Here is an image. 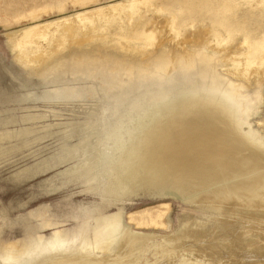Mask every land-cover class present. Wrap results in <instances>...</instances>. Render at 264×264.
<instances>
[{
	"label": "rangeland",
	"instance_id": "374dc122",
	"mask_svg": "<svg viewBox=\"0 0 264 264\" xmlns=\"http://www.w3.org/2000/svg\"><path fill=\"white\" fill-rule=\"evenodd\" d=\"M133 1L0 0V264H264V0ZM245 37L262 43L251 64ZM183 65L206 66L219 91L180 98L182 87L125 116L114 150L115 95ZM208 100L232 143H180L183 176H155L130 154L128 136L177 107L205 122Z\"/></svg>",
	"mask_w": 264,
	"mask_h": 264
},
{
	"label": "bare ground",
	"instance_id": "6f19581e",
	"mask_svg": "<svg viewBox=\"0 0 264 264\" xmlns=\"http://www.w3.org/2000/svg\"><path fill=\"white\" fill-rule=\"evenodd\" d=\"M136 1L138 2V0H136ZM132 2H134V1L132 0ZM234 2H235V0H229V4H233ZM193 6H195V5H193ZM190 7H191V5H190ZM193 10H191V11H193ZM98 11L99 10L85 11L84 13L79 14V16H80V18L83 17V16H87L88 18H90L89 16H92V14H94L95 12L98 13ZM48 26L49 25L37 26L34 29V32L33 33L37 32V31H41V32H43V35L45 37L47 35L46 30H47ZM228 26H229V28L232 27L231 24H228ZM136 34H138V36L142 37L143 39H144V37H148L149 39L146 38L147 41L151 39L149 37V33H146L144 31H142V32L141 31H137ZM26 42H32L33 43V42H36V41H35V39H33V37L30 36L26 40ZM243 42H245L246 45H247V43L249 45V46H247L248 49H247V52H246L247 54H246V58L245 59L247 60L246 63L248 62L249 64H251L253 62V57L252 56L254 55V53L260 51L261 46H262V43L260 41H255L253 39H250L248 37H245V39H244ZM87 53H89V52H87ZM202 58H203L202 60H204V61L205 60H208V57H206V56H203ZM85 61L86 60L79 61V63H85ZM205 63L208 65L207 62H205ZM246 63H245V60H244V64L245 65H246ZM171 64H173V63L164 65L165 67L158 66V69H163V68L166 69V66L171 65ZM185 64H188V63H185ZM184 66L185 65L178 66L177 69H176L177 70L176 71V74L173 75V77L171 79L169 78L168 81L167 80L166 81H163V79H164L163 76H162L163 77L162 78V81L163 82H155V81H153V82L150 83V82H147V80H146L147 83H144V81H143L144 84H142V85H137L136 84L137 86L136 85H133L135 88L134 87H131L130 89L129 88L128 89H125L123 92H120L118 95H115V98H114V100H115L114 101V106H113V109L111 110V112L109 111V113L111 114V116L112 115L115 116V115H118V114L119 115L116 116V117H113L112 119L109 120V123H108V127L109 128H107L108 130H111L112 131L111 133L115 132L114 135L113 134H112V136L110 135L111 136L110 139L112 138V140L114 141L115 146H116V147H114V150L117 149L120 153H122L124 151L125 144H127L126 140L122 139L121 134H119V132L123 128V126H122L121 123L123 122V120L125 121V119H123V118H125V116H128V115L133 114V113H134V115L135 114L136 115L137 114H139V115L140 114L141 115L148 114L149 113L148 112L149 110H146L147 109L146 107L148 105H150V108H151V106L153 107L154 105L161 104V103L167 101L168 99H172L171 98V94H172L173 90H176V89H179V88H182V87L189 88V91L187 93L182 92L181 93L182 95L180 96V98H182L186 94H190L192 92H194V93L195 92L217 93L219 91L220 81H218V80H220V79H216L213 75H211L206 66L203 67V68H199V69H194V67H195L194 65L193 66H189L188 68L187 67L183 68ZM248 67H250V65H248ZM246 68H247V66H246ZM247 69H249V68H247ZM95 72H97V71H95ZM168 77H170V76H168ZM157 78H158V76H157ZM144 79H145V77H144ZM152 80H153V78H152ZM160 80H161V78H160ZM148 81H151V79L148 80ZM132 82H133V80H132ZM136 82H137V80H136ZM102 85H104V84H102ZM122 85H123V83H122ZM121 89L122 88H120V90ZM66 91L67 90L65 88V92ZM109 92H111V91H109ZM72 95H75V94H72V91H71V93H68V94H66V93H57L56 94V96H72ZM178 95H180V94H177V96ZM57 98H59V97H57ZM64 98H68V97H64ZM223 98H224V102L225 101L226 102L228 101L227 103H232V102L235 103L234 102L235 101L234 100L235 99V95L233 93H231V92L224 94ZM111 102H113V101H111ZM204 102H205L204 105L207 106V113H204V114H200L199 115L201 120H205V122H202V123L201 122H198V124L191 123L189 121L188 115L186 114L187 113V110H186L185 107H181V108L177 107V108H175L174 109L175 110L174 118L169 119V121H167L164 124L160 123L159 125L154 126L155 123H147V125H144V123H142L143 122L142 121L140 125H137L138 130H139V127L140 126H143L144 125V126H146L148 128V131L145 134H143V136L139 140H136L135 137H133L131 135L128 136L130 139L128 138L129 141L128 140L127 141L131 143V146L132 145L133 146L135 145L134 148H133V150H132V152L130 154H136V155H138L140 157V159H141V164H143V166L145 165L144 168H147V167L150 168L149 166H151V167L153 166V170H154V175L155 176L161 177L164 174H166L167 172L168 173H173L176 176H183V171H179L180 168L178 166H176V162L179 161V158L181 159V157H182L180 155L181 154L180 148H178V147H180V143H182V142L185 143L186 142V144H188L191 147H193V149L195 148L194 146H197V145H207V144H209L211 142H213V144H214L215 142L222 141V139H225V140H228V141H229V139H231L230 142L232 143V141H233L234 138H233V135L231 134V132L226 131V133H225V132H220L217 128H216V130L214 129L215 126H217V125L220 124L221 118H220V115L218 114L219 111L216 108H214V107L211 106V104L209 103V100L208 101H204ZM226 106H228V104L226 105L224 103L223 106H219V109H220L221 113L223 112L222 119L225 118V120L228 121V124L230 126L229 119L232 116L231 115H224L226 113V111L224 112V110L227 109ZM105 108H106V110L108 109V107H105ZM97 111H99V110H97ZM150 111H152V110H150ZM101 117H102V115H101ZM182 117H185V119L182 118ZM126 119H127V117H126ZM97 120H98V118H97ZM103 124H105V122L102 123V125ZM137 124H139V123H137ZM106 125L107 124H105V126ZM104 127H101V128L105 129ZM124 127H125V125H124ZM95 129H96V125H95ZM107 129H105V130L107 131ZM93 130H92V132H93ZM108 133H110V132H107V134ZM104 134L103 135L105 137H107V134L106 133H104ZM97 135H95V136H97ZM100 135H98V136H100ZM103 135H101V136H103ZM95 136L94 135L93 136L91 135V137H94V139L96 138ZM91 137H89V138H91ZM100 138L102 139V137H100ZM100 138H99V140H100ZM86 139H84V140H86ZM94 139L92 138L93 141H94ZM106 139L109 140V138H106ZM93 141H91V143ZM95 141H96V139H95ZM103 143L106 144V141L104 140ZM84 144H85V142H84ZM92 144H91V146H92ZM97 144H100V143H97ZM136 144H137V146H136ZM82 145L83 144H81L80 147H82ZM83 146H85V145H83ZM95 146H96V144H95ZM86 147H88V145ZM203 148L204 147H202L200 149H203ZM83 151L85 152V150H83ZM98 151H100V150L98 149ZM102 151H103V149H102ZM118 151H116V152H118ZM87 152H89V150H87ZM91 152H93V151H91ZM228 153L229 152L226 151V154H227L226 155L225 153L222 152V150L219 147H216L211 152V155H214L215 154V155H217L219 157H221V156L227 157L228 156ZM99 154L101 155V153H99ZM95 155H94V158H98V157H95ZM202 156L204 158H207L208 157V154L204 152ZM171 159H175V160H171ZM186 170L187 169H185L184 171H186ZM41 253H43V252H41Z\"/></svg>",
	"mask_w": 264,
	"mask_h": 264
}]
</instances>
